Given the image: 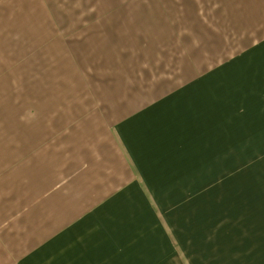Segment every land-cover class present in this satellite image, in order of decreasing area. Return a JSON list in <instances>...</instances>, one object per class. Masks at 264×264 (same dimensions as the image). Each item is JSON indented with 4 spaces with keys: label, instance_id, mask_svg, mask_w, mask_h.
Segmentation results:
<instances>
[{
    "label": "crops",
    "instance_id": "1",
    "mask_svg": "<svg viewBox=\"0 0 264 264\" xmlns=\"http://www.w3.org/2000/svg\"><path fill=\"white\" fill-rule=\"evenodd\" d=\"M194 109L264 141V0H0V264H149Z\"/></svg>",
    "mask_w": 264,
    "mask_h": 264
},
{
    "label": "rangeland",
    "instance_id": "2",
    "mask_svg": "<svg viewBox=\"0 0 264 264\" xmlns=\"http://www.w3.org/2000/svg\"><path fill=\"white\" fill-rule=\"evenodd\" d=\"M206 112L194 109V170L184 179L194 182L193 197L188 199L194 203L168 204L166 213L151 205L161 234L154 221L150 231L146 226L144 232L142 226L135 231L136 248L150 238L152 246L145 245L149 264H214L221 255L219 264H251L243 256L246 260L256 259L257 246L264 245V220H260L264 218V141L244 135L246 140L243 136L240 142L233 133L235 129L223 138L221 127L218 133L211 126L210 134L204 123ZM28 113L24 110V120ZM5 128L7 133L31 132L30 125ZM60 168L58 164L56 169ZM176 192L186 191L176 185ZM63 207L55 206L56 218L63 217ZM119 243L125 244V240Z\"/></svg>",
    "mask_w": 264,
    "mask_h": 264
}]
</instances>
